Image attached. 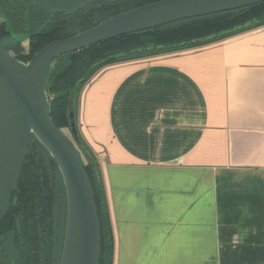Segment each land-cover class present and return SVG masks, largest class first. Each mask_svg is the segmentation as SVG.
<instances>
[{
    "label": "crops",
    "instance_id": "obj_1",
    "mask_svg": "<svg viewBox=\"0 0 264 264\" xmlns=\"http://www.w3.org/2000/svg\"><path fill=\"white\" fill-rule=\"evenodd\" d=\"M75 120L112 264H264V25L103 67Z\"/></svg>",
    "mask_w": 264,
    "mask_h": 264
},
{
    "label": "trees",
    "instance_id": "obj_2",
    "mask_svg": "<svg viewBox=\"0 0 264 264\" xmlns=\"http://www.w3.org/2000/svg\"><path fill=\"white\" fill-rule=\"evenodd\" d=\"M152 1L157 0H0V44L28 62L53 40L73 36ZM261 25L264 1L120 35L54 60L46 86L52 117L64 132V128L70 130L92 182L101 222V264H112L114 251L105 187L94 152L71 130L70 103L75 111L83 87L107 65L203 45ZM66 221L62 173L49 150L32 134L0 224V264H60Z\"/></svg>",
    "mask_w": 264,
    "mask_h": 264
},
{
    "label": "water",
    "instance_id": "obj_3",
    "mask_svg": "<svg viewBox=\"0 0 264 264\" xmlns=\"http://www.w3.org/2000/svg\"><path fill=\"white\" fill-rule=\"evenodd\" d=\"M262 1H152L73 36L53 40L41 47L28 62L19 60L0 44V224L34 134L58 163L66 188L67 221L60 264H101V222L94 188L80 150L52 117L46 86L54 60L120 35ZM69 116L71 130L79 139L72 102Z\"/></svg>",
    "mask_w": 264,
    "mask_h": 264
},
{
    "label": "rangeland",
    "instance_id": "obj_4",
    "mask_svg": "<svg viewBox=\"0 0 264 264\" xmlns=\"http://www.w3.org/2000/svg\"><path fill=\"white\" fill-rule=\"evenodd\" d=\"M25 46L27 47L28 46V43L25 42ZM65 132L67 133V135H69V137H72V134L70 132V130L68 128H64Z\"/></svg>",
    "mask_w": 264,
    "mask_h": 264
}]
</instances>
